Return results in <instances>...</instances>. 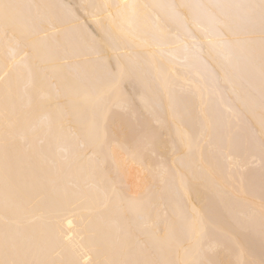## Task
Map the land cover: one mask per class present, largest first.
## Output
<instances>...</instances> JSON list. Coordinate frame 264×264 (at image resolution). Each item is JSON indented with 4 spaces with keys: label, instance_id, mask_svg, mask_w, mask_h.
I'll return each instance as SVG.
<instances>
[{
    "label": "bare ground",
    "instance_id": "obj_1",
    "mask_svg": "<svg viewBox=\"0 0 264 264\" xmlns=\"http://www.w3.org/2000/svg\"><path fill=\"white\" fill-rule=\"evenodd\" d=\"M8 2L54 7L43 10L42 19L35 9L23 10L16 21L19 45L0 36V236L7 228L28 247L30 258L51 264L120 259L125 244L138 250L155 246L161 249L158 258L181 261L191 258L185 252L188 241L206 225L221 242L214 259L262 264L264 169L259 145L264 140V103L259 60L248 64L241 46L225 32L239 65L226 78L224 58L208 44L217 39L215 33L207 23L209 33L190 25L199 10L184 8L175 15L152 7L258 0ZM108 4L149 6L128 11L131 27L124 22L128 36L118 52L98 27V21L110 25L109 12L116 17L117 9L103 7ZM128 53L144 65L147 81L139 75L120 78ZM101 60L110 73L95 77L91 69ZM153 64L175 68L181 80L158 79ZM113 77L120 81L122 97L151 122L155 147L133 159V151L122 150L123 139L117 138L119 121L110 118L107 133L117 162L110 160L106 173H100L94 162L81 159L91 155L92 143L86 130L93 109L85 97H94ZM174 83L183 90L173 88ZM37 93L39 105L30 102ZM169 93L177 98L178 114L169 108ZM142 98L151 104V114L144 112ZM120 99L113 96L110 103ZM221 145L252 146L250 153H239L247 160L243 185L238 173H229ZM6 153L12 163L7 187ZM241 187L255 204V223L246 229L238 226L233 205ZM228 237L238 242L231 254L224 247Z\"/></svg>",
    "mask_w": 264,
    "mask_h": 264
},
{
    "label": "snow or ice",
    "instance_id": "obj_2",
    "mask_svg": "<svg viewBox=\"0 0 264 264\" xmlns=\"http://www.w3.org/2000/svg\"><path fill=\"white\" fill-rule=\"evenodd\" d=\"M51 5H24L19 3H11L8 0H0V36L3 37L6 43L12 42L17 45L20 41L16 38V21L21 16L25 9H35L37 18H43V10L50 9ZM105 9H117L116 17H113L112 12L108 13L111 20L109 26L98 21V27L103 33V39L107 44L113 47V50L118 52L123 46L124 39L128 33L124 29V22L131 27V21L127 20L129 10H135L138 7H149L148 5L135 4H117L104 5ZM152 7L167 8L175 15H180V9H197L190 20V25L195 26L205 33H209V27H204L205 23L210 26L211 31L215 33L217 39H209V47L216 51L218 55L224 58L225 63L222 65V70L225 77H229L230 72L237 70L238 61L233 53L231 42L225 39V32L230 33L233 41L241 46V52L244 54L246 61L250 65H254L258 58L260 70V92L262 103H264V0L258 2H240V3H215V4H168L154 5ZM120 18L121 23H116V19ZM243 33V39H241ZM165 35L163 29L161 36ZM191 35V33H190ZM15 56V53H13ZM27 56L25 52L21 59ZM128 65L121 66L120 78L125 74L139 75L147 81L149 73L145 71L139 59L128 53ZM119 59V57H118ZM157 78L168 80L169 76L175 78V81H180L175 68L165 70L159 65L153 64ZM30 75H31V69ZM110 73L109 66L104 61H99L92 69L91 74L95 77H102ZM33 81L30 80V85ZM179 86L183 90V85L174 83L173 88ZM113 96L121 97L117 104L110 103ZM49 101L52 97H47ZM169 108L175 114H178V102L174 94L169 93L167 96ZM41 97L37 93L31 98V103L40 104ZM85 102L89 103L93 109V118L90 127L86 130L87 135L91 138L92 143L89 146L91 155L85 154L81 159H87L90 163L94 162L96 171L106 173L109 161L115 163L116 156L112 152L111 144L108 139L107 127L108 121L111 118L113 121H119L117 138L122 137L121 145L124 151H133V159L140 156L143 152L155 147L156 132L151 122L143 118V113L135 111L127 98H123L120 92V81L113 77L107 83L104 89L99 90L92 98L85 97ZM144 103V112L151 114L153 111L151 104L142 98ZM219 150L224 154L230 174L240 175V184L243 185L244 171L246 169L247 160L244 155L239 153H250L253 148L251 145L244 146H229L227 149L223 145L219 146ZM261 154V168L264 169V140H261L259 145ZM262 180H264V172H262ZM12 181V163L7 153L4 161V182L7 187ZM107 182V181H105ZM114 195H118L115 187L112 188ZM235 218L238 226L241 229L250 228L255 223V204L248 197L243 187L236 192L234 201ZM260 209V226L261 233L264 235V196H262L259 204ZM202 223V222H201ZM221 247V242L216 238L214 232L206 225L202 226L198 231H195L189 239L185 252L191 254V258L181 261H172L158 258L160 248L152 246H141L139 250L134 246L125 244L122 250V258L120 259H105L98 264H255V261L250 259L227 261H219L213 258L217 249ZM228 250V254L235 251L238 247V242L232 237H228V242L224 245ZM242 255V253H241ZM31 251L22 242L18 235L10 233L5 228L3 235L0 236V264H51L49 261L37 260L30 258ZM264 264V262H262Z\"/></svg>",
    "mask_w": 264,
    "mask_h": 264
}]
</instances>
